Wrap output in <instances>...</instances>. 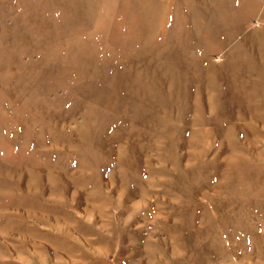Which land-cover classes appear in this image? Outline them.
I'll use <instances>...</instances> for the list:
<instances>
[{"label":"rangeland","instance_id":"1","mask_svg":"<svg viewBox=\"0 0 264 264\" xmlns=\"http://www.w3.org/2000/svg\"><path fill=\"white\" fill-rule=\"evenodd\" d=\"M0 264H264V0H0Z\"/></svg>","mask_w":264,"mask_h":264}]
</instances>
